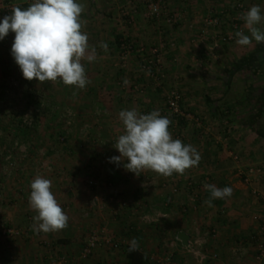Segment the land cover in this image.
Returning <instances> with one entry per match:
<instances>
[{
  "label": "crops",
  "instance_id": "obj_1",
  "mask_svg": "<svg viewBox=\"0 0 264 264\" xmlns=\"http://www.w3.org/2000/svg\"><path fill=\"white\" fill-rule=\"evenodd\" d=\"M14 1L22 8L26 6V0ZM167 1L180 4V0ZM229 1L232 0L218 3ZM245 1L247 11L258 5L264 15V0ZM77 2L84 5L82 30L88 34L89 45L95 48L92 62L82 60L90 81L84 89L66 86L59 80H25L11 55L15 34L9 32L0 40V98L6 96L3 91L7 81L18 80L25 87L23 93H17L31 98V104L23 110L35 107L40 114L36 129L26 137L15 135L16 126L10 116L0 115L3 134L8 135L6 130L12 133L0 139V151L10 149L14 164L7 174L0 170V229L27 231L10 245L0 242V264H43L49 248H57L72 259L94 227L105 230L121 244L113 256L105 252L110 248L99 247L91 264H126L123 248L130 246L133 238L150 264H175L176 255L160 256L158 238L174 235L177 241L180 231L187 233L190 240L196 235H211L206 249L216 253L218 259L207 264H255L252 235L259 217L264 215V178H252L250 183L244 180L250 167H264V43L253 39L250 45L241 46L235 41L208 51L207 43L194 41L199 22L207 12L201 0H189L181 26L168 28L140 13L129 29L118 24L113 0ZM258 27L264 30V21ZM125 31L137 48H144L145 55L160 39L167 43L159 57V76L154 78L142 69L137 53L124 69L116 68L117 39ZM243 33L250 36L245 27ZM101 43L107 44V51L100 47ZM169 43L174 46L171 48ZM137 87L143 89V94L136 91ZM170 89L180 91L183 110L204 121L207 133L188 123L179 127L181 141L194 146L201 160L184 175L164 177L144 171L141 176L152 181V185L142 191L137 176L127 171L123 163L110 162L111 157L120 155L113 144L124 132L117 116L120 111L133 108L140 114L161 108ZM14 109L1 111L13 114ZM65 110L73 113L69 128L64 125ZM57 136L65 138L64 146L58 145ZM14 143L21 148L15 149ZM22 149L26 152H20ZM93 165L99 166L103 181L90 189L85 179ZM37 175L51 180V191L69 217L63 230L36 233L32 229L37 213L28 201L30 184ZM188 180L195 184L193 191L186 185ZM164 183L166 187L162 186ZM206 184L228 186L233 193L225 199H213V206L209 207L205 201L211 194ZM174 186L176 192L171 190ZM196 193L193 210L191 197ZM122 200L133 207L121 210ZM156 215L165 217L156 223L144 220ZM90 260L83 264H90Z\"/></svg>",
  "mask_w": 264,
  "mask_h": 264
},
{
  "label": "clouds",
  "instance_id": "obj_2",
  "mask_svg": "<svg viewBox=\"0 0 264 264\" xmlns=\"http://www.w3.org/2000/svg\"><path fill=\"white\" fill-rule=\"evenodd\" d=\"M83 11L84 5L77 0H34L26 8L13 6L11 13L0 20V40L9 32L15 34L11 55L25 80L38 83L59 80L66 86L86 87L90 81L82 60L92 62L95 48L89 45L88 34L82 30ZM241 18L250 36L237 31L236 43L246 46L253 39L264 43V30L258 27L264 21L260 6H251ZM100 47L107 51V44L101 43ZM119 119L124 132L113 147L120 155L111 157L110 162L123 163V167L136 176L148 170L164 177L184 175L186 170L198 166L201 155L197 149L174 139L169 131L171 121L158 110L149 114H140L134 108L122 110ZM51 187V180L39 175L30 184L28 203L37 213L32 224L36 233L57 232L68 226L69 217ZM205 188L211 194L205 201L209 207L213 206V199H225L233 193L228 186L218 188L214 184H206ZM138 249V241L133 238L128 251L131 253Z\"/></svg>",
  "mask_w": 264,
  "mask_h": 264
},
{
  "label": "built area",
  "instance_id": "obj_3",
  "mask_svg": "<svg viewBox=\"0 0 264 264\" xmlns=\"http://www.w3.org/2000/svg\"><path fill=\"white\" fill-rule=\"evenodd\" d=\"M116 4L117 22L122 27L129 29L134 25V19L138 14H143L144 17L151 21L157 22L165 27L172 28L175 26H181L185 22V15L189 9V0H180L179 5H172L167 0H113ZM207 7L206 14L201 18L197 32L195 33V39L199 44L205 45L207 43V50L213 51L219 48L221 45H229L236 41L237 37L235 33L237 31H244L245 21L241 18L243 13L247 12V5L245 0H232L224 5H219L218 0H201ZM34 0H26V4L29 6ZM17 5L14 0H4L0 4V18L11 13L13 6ZM172 48L174 43H169ZM167 47V43L160 39L155 47L145 55L144 48L136 47L127 32H123L116 44V68L122 70L126 67L129 58L137 53L142 62V69L154 78L159 76L161 69L159 66V57ZM136 91L143 94V89L139 87ZM182 95L178 89H170L164 96V104L161 108L157 109L162 116L167 117L171 124L169 125V131L172 133L174 139L181 140L180 125L182 123L191 124L194 128L207 133V129L204 127L203 119L191 112L185 111L181 107ZM36 111L32 114L26 113L22 117V122L28 128L34 129L38 121L36 119ZM149 114V113H148ZM117 118L119 119V113ZM119 121H121L119 119ZM73 123V113L70 110L64 112V125L66 127L71 126ZM58 142L64 144V137L57 138ZM14 148L18 147V143H14ZM6 163H12V154H7L4 157ZM105 164V161H103ZM101 163V165H103ZM98 165H93L89 170V173L85 179V184L88 188H97L103 181L102 173L99 170ZM252 178L262 179L264 178V167H250L248 169V175L245 178L246 183H250ZM139 183V189L145 191L152 185V181H148L143 176H137ZM167 183L162 186L166 187ZM188 189L194 190L195 184L192 180H188L186 183ZM172 192H176L177 188L174 186L171 188ZM29 191V196H30ZM198 194L192 195V209H196V199ZM133 206L127 200L120 202L121 210H128ZM164 215H156L150 218H144L147 223H156ZM31 221V219H29ZM26 231L16 228H4L0 230V239L14 240L25 234ZM252 243L254 248L253 261L255 264H264V215H261L258 219V226L254 235H252ZM120 242L116 241L105 230L99 228H91L86 240L78 252L79 260H86L93 253L102 246L110 249H119ZM187 253L190 254L196 264H203L206 260H215L218 258L217 254L208 253L205 242L201 239L189 240L188 247L185 248ZM73 258L68 257L67 254L62 253L57 248H49L47 256L43 264H70Z\"/></svg>",
  "mask_w": 264,
  "mask_h": 264
},
{
  "label": "rangeland",
  "instance_id": "obj_4",
  "mask_svg": "<svg viewBox=\"0 0 264 264\" xmlns=\"http://www.w3.org/2000/svg\"><path fill=\"white\" fill-rule=\"evenodd\" d=\"M23 87H25V86L22 85V83L20 81H18V80L7 81V85L5 86V89L3 91L6 96L0 98V105H1L0 106V115L1 116H4V118H5L7 116L8 117L9 116L12 117V115H15L16 114L17 116L23 117L26 113H29L30 112V114H32L35 111V109H36L35 107L31 108L32 110L31 109H29V110H23V107H25L26 102H27V100H26L27 97H24V96H21L20 95L21 93L24 92V90H23L24 88ZM18 91H19L20 94L17 93ZM12 102L15 105L12 106ZM9 106L11 108H15L14 109V112H12L13 114H11V113H7V114L5 113L4 114L3 112L4 111L5 112L8 111V109L10 108ZM1 109H3L4 111H1ZM35 114H36L37 121H39V118H40L39 112L36 111ZM4 118L1 117V119H4ZM63 119H64V117H63ZM69 127H71V126H69ZM10 135H12V133H9L8 135H6V134H3V130L0 129V139L3 138V137L10 136ZM58 137H60V136H57V138ZM57 138H56V141H57L58 145L59 146H64L65 145V142H64V144H61V143L58 142ZM7 146H9V145H7ZM12 146H13V144H12ZM17 148L18 149L21 148L19 144H18V147H16L15 149H17ZM20 152L25 153L26 152V149H22V151H20ZM9 153L12 154L13 152L10 149H7L6 148L4 151L2 150L1 156H0V158L2 159L1 160L2 162L0 161V170L2 169V172H4L5 174L9 173V170H12L14 168L13 162L12 163H6L4 161L5 155H7ZM12 161H13V156H12ZM150 217H152V216H150ZM4 228H9V227H4ZM4 228H1L0 230H3ZM10 228H14V227H10ZM16 229H18V228H16ZM160 236L161 237L158 238V244L159 245L157 247L159 249V252L161 254L160 255L161 257H162V253H163V257L167 256L168 254H172L173 256L176 255L175 256V259L176 260L174 259V261H173L175 264H177V262H181L182 264H196V261L194 260V258L190 254L187 253L186 249L184 247L180 248V243L178 241L174 240V235H160ZM210 236L211 235H204V236L203 235H199V236L196 235V236H194V238L192 239V241L193 240L201 239V240H203L205 242V247L207 248V241H208V238ZM14 240H11V241L9 240L8 241V240L0 239V242L2 241V242H5V243H9V245H10V243L14 242ZM172 242H175V244L172 245L171 244ZM83 243H82V245H83ZM75 251H78V249H76ZM105 252L108 253V256H111V255L113 256L114 255V250L113 249H111V250L105 249ZM208 253H210V252L208 251ZM153 254L154 255L155 254L157 255V252H154ZM213 254H216V253H213ZM91 257L92 256H90L86 260H79L78 259V253H76L75 255L72 256L73 261H74V264H83L84 262L89 261L91 259ZM217 259L211 260V261H217ZM171 260L172 259L170 257V259H169V262L170 263H172ZM90 261H91V262H89L90 264L93 263V259H91ZM104 263H106V262H104Z\"/></svg>",
  "mask_w": 264,
  "mask_h": 264
},
{
  "label": "trees",
  "instance_id": "obj_5",
  "mask_svg": "<svg viewBox=\"0 0 264 264\" xmlns=\"http://www.w3.org/2000/svg\"><path fill=\"white\" fill-rule=\"evenodd\" d=\"M26 7H28L27 4L23 8H26ZM119 39H117V43H118ZM26 100H27V102H26L25 106L28 107V105L31 104L30 103L31 98L29 96H27ZM10 121L15 123V126H16L15 127V133H16L15 135H19L21 137H26L27 135L33 133V131L36 129V127H34V129H31V128H28L27 126H25L22 122V117L17 116L16 114L12 115V117L10 118ZM6 132H7V134H9L10 130L9 131L6 130ZM128 249H129V246H126L123 248L124 257L126 258V261H127L126 264H150L149 258L140 249H138L135 252H131V253L128 251ZM208 261H209V259L206 260L203 264H207ZM177 264H182V263L177 262Z\"/></svg>",
  "mask_w": 264,
  "mask_h": 264
},
{
  "label": "water",
  "instance_id": "obj_6",
  "mask_svg": "<svg viewBox=\"0 0 264 264\" xmlns=\"http://www.w3.org/2000/svg\"><path fill=\"white\" fill-rule=\"evenodd\" d=\"M177 241L182 247L186 248L189 245L190 236L184 231H180L176 236Z\"/></svg>",
  "mask_w": 264,
  "mask_h": 264
}]
</instances>
